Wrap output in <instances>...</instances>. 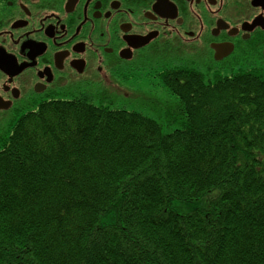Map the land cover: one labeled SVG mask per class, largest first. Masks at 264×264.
<instances>
[{"label":"trees","instance_id":"trees-1","mask_svg":"<svg viewBox=\"0 0 264 264\" xmlns=\"http://www.w3.org/2000/svg\"><path fill=\"white\" fill-rule=\"evenodd\" d=\"M158 78L172 133L80 96L0 139V264H264V71Z\"/></svg>","mask_w":264,"mask_h":264},{"label":"flooded vegetation","instance_id":"flooded-vegetation-1","mask_svg":"<svg viewBox=\"0 0 264 264\" xmlns=\"http://www.w3.org/2000/svg\"><path fill=\"white\" fill-rule=\"evenodd\" d=\"M171 67L264 71V0H0V139L45 103Z\"/></svg>","mask_w":264,"mask_h":264},{"label":"rangeland","instance_id":"rangeland-1","mask_svg":"<svg viewBox=\"0 0 264 264\" xmlns=\"http://www.w3.org/2000/svg\"><path fill=\"white\" fill-rule=\"evenodd\" d=\"M199 70L204 71L203 68H199ZM231 72L223 73L229 75ZM213 73H206V80L212 79L215 75ZM128 76L124 84V92L107 93L105 99L94 95L93 100L97 104H103L111 109L136 111L153 118L159 122L164 134L172 133L183 127L184 117L179 113L177 98L170 95L160 79L155 77V73L147 70L134 71ZM202 205L201 202H176L174 209L182 214H187L201 208Z\"/></svg>","mask_w":264,"mask_h":264}]
</instances>
